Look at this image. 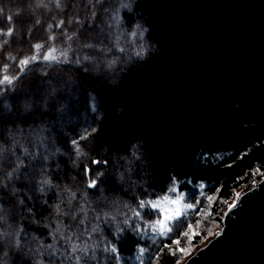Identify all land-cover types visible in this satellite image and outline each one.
I'll use <instances>...</instances> for the list:
<instances>
[{
	"label": "trees",
	"instance_id": "1",
	"mask_svg": "<svg viewBox=\"0 0 264 264\" xmlns=\"http://www.w3.org/2000/svg\"><path fill=\"white\" fill-rule=\"evenodd\" d=\"M0 10V30L13 29L0 34V78H13L0 85V145L19 138L22 161L18 178L0 180V264H74L65 241L85 226L80 242L96 246L80 264H180L181 244L212 236L235 194L264 176V0H0ZM179 193L192 207L161 234L149 202Z\"/></svg>",
	"mask_w": 264,
	"mask_h": 264
},
{
	"label": "water",
	"instance_id": "2",
	"mask_svg": "<svg viewBox=\"0 0 264 264\" xmlns=\"http://www.w3.org/2000/svg\"><path fill=\"white\" fill-rule=\"evenodd\" d=\"M234 205L220 232L181 264H264V176Z\"/></svg>",
	"mask_w": 264,
	"mask_h": 264
},
{
	"label": "snow or ice",
	"instance_id": "3",
	"mask_svg": "<svg viewBox=\"0 0 264 264\" xmlns=\"http://www.w3.org/2000/svg\"><path fill=\"white\" fill-rule=\"evenodd\" d=\"M57 2V6H59L60 4V0H56ZM89 4H92V0H89ZM92 16L95 17V6L92 5ZM2 11V10H0ZM110 15H112L113 19L115 20L116 23H119L120 17H119V10L117 9L116 12L114 13H110ZM7 19L9 21L12 20L11 16H8ZM71 23V21H69ZM64 21L61 20L58 22L57 26L63 25ZM49 28H51V25H49ZM136 28L139 29L140 26L136 25ZM143 29L140 30V36H143ZM0 34H5L7 36H11L13 34V29L12 27H9L8 31L6 33H3V30H0ZM137 35L136 31H133L131 33L132 37H135ZM50 39H54V37H50ZM68 39L71 40L72 36H68ZM119 43V41L117 40V44ZM89 47H91V45H88ZM35 49L37 50V52H39V50L42 48V45L37 43L36 45H34ZM120 51H123V49H119ZM56 49L53 48L51 51H49L47 53V55H45L43 58L45 60H56L57 56L55 55ZM139 54V52L137 53ZM37 59V57L31 56L29 58H25L23 60H21L19 63L20 65H27L29 63L30 60L35 61ZM3 71H7V65L4 66ZM13 82V78L9 77L8 75H4L2 78H0V85H3L5 83L11 84ZM19 142V138L14 137L13 140L10 143V146L8 148L3 147L2 145H0V162H2L3 164H8L9 168L5 169L3 167H0V180H2L3 178H7L8 183H11L12 180L14 178H18L19 177V171L18 169L21 166L22 161H20V157L17 156V153L15 151L17 143ZM74 143H76L74 141ZM21 150L24 153H27V149L23 147V145H20ZM9 156L12 157L11 162L9 161ZM95 163H99V161H94ZM47 181H45L46 183ZM6 186V185H5ZM96 186V182L95 180H92L89 182V187H95ZM182 199V197L178 198L177 200H168V197H164L163 201H155V202H149L151 203L152 207L156 208V207H160L162 203H171V204H176L179 205L180 204V200ZM211 199V198H209ZM237 199H239V193H237ZM141 207L144 206V202L141 201ZM184 207L186 208H190L192 207V205H185ZM232 207H235V205H232ZM176 215L179 216L180 213V208L178 207L176 210ZM172 219L171 216H168L165 218V221H158L156 228L157 230L161 233L164 234L166 231H171L170 228H168L166 221ZM81 223H83V221H81ZM58 232H60V236L61 238H63V230L58 228L57 229ZM91 231H96V227L93 226ZM17 232V230H12L11 232L8 233V237L9 239L12 240V242L16 245H19V236L18 234H15ZM4 232L2 230H0V238H2L4 236ZM81 235L85 236V237H90L91 233L88 231V228L85 226V228H83L79 234H72L69 233L67 240L65 241L66 244H68V251L72 254V259L74 260V264H80L81 259L86 258L89 248H95V242L89 243L87 241V239L84 240L83 243L80 242L81 240ZM185 235H187V233H185ZM0 242H3L2 239H0ZM41 247H46L49 250L55 251V245H47V246H43L41 245ZM39 251V249H38ZM114 251V249H113ZM141 253L143 252V249L140 250ZM77 253H79V255H77ZM90 259V258H89ZM85 264H87V259H85Z\"/></svg>",
	"mask_w": 264,
	"mask_h": 264
},
{
	"label": "rangeland",
	"instance_id": "4",
	"mask_svg": "<svg viewBox=\"0 0 264 264\" xmlns=\"http://www.w3.org/2000/svg\"><path fill=\"white\" fill-rule=\"evenodd\" d=\"M100 35V34H99ZM99 35H98V37H99ZM61 85V87L63 86V87H67L68 88V91L71 89V86H72V84H74V81H73V79H71V78H66L65 79V82H61L60 83ZM47 92H49V90L47 91ZM71 92V91H70ZM79 91H75V93H78ZM46 92H44V98H47L48 97V93H46ZM20 110H22V111H24V107H22ZM255 185V184H254ZM252 187V186H251ZM250 187V188H251ZM249 188H247V189H243L242 191L240 190L238 193H239V196L243 193V192H245L246 190H248ZM180 197H182V199L180 200V204L179 205H176V204H171V203H162L161 204V206L160 207H157V208H159L160 209V211H161V213H162V218H161V221H165V218L166 217H168V216H171L172 217V219H170V220H167L166 221V223H167V226H168V228L170 227V223H171V221L174 219V218H176V217H179L180 215H182L185 211H187V210H189L190 208H186V207H184L185 205H190L186 200H185V198H184V195L182 194V193H179V194H176L175 196H171V197H168V200L169 201H171V200H177L178 198H180ZM237 193L235 194V196L229 201V203H228V205H227V207H226V209H225V211L229 208V207H231L232 205H234L236 202H237ZM161 201H163V200H161ZM180 208V215L179 216H177L176 215V212H175V210L177 209V208ZM224 211V212H225ZM223 215H224V213L222 214V217H223ZM222 217H221V220H222ZM221 227H222V222H221V224H219L218 226H217V228L215 229V231L213 232V234H212V236H210V237H208L201 245H199V246H189L188 245V242H185V243H182L180 246V251H188L189 250V252L184 256V259L182 260V262L181 263H183L188 257H190L199 247H201L202 245H204L208 240H210L211 238H213L216 234H218L219 232H220V230H221ZM180 263V264H181Z\"/></svg>",
	"mask_w": 264,
	"mask_h": 264
}]
</instances>
